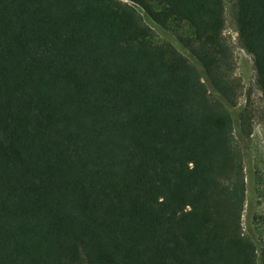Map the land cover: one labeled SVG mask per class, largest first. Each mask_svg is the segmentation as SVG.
Listing matches in <instances>:
<instances>
[{"label": "trees", "instance_id": "trees-1", "mask_svg": "<svg viewBox=\"0 0 264 264\" xmlns=\"http://www.w3.org/2000/svg\"><path fill=\"white\" fill-rule=\"evenodd\" d=\"M225 7L0 0V264H264ZM233 11L264 99V0Z\"/></svg>", "mask_w": 264, "mask_h": 264}, {"label": "rangeland", "instance_id": "rangeland-1", "mask_svg": "<svg viewBox=\"0 0 264 264\" xmlns=\"http://www.w3.org/2000/svg\"><path fill=\"white\" fill-rule=\"evenodd\" d=\"M224 35L233 47L234 75L241 84L238 105L246 106L251 115L252 129L248 147L244 152L246 161V192L242 210V227L264 246V99L256 83L250 55L237 41L233 0H226Z\"/></svg>", "mask_w": 264, "mask_h": 264}]
</instances>
